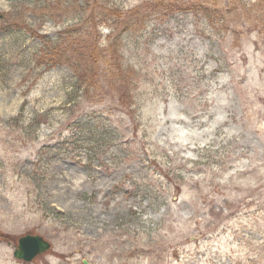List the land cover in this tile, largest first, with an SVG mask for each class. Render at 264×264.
Wrapping results in <instances>:
<instances>
[{
    "label": "rangeland",
    "instance_id": "obj_1",
    "mask_svg": "<svg viewBox=\"0 0 264 264\" xmlns=\"http://www.w3.org/2000/svg\"><path fill=\"white\" fill-rule=\"evenodd\" d=\"M100 2L153 12L117 48L130 81L44 49L78 13L0 0V264H264V0Z\"/></svg>",
    "mask_w": 264,
    "mask_h": 264
},
{
    "label": "trees",
    "instance_id": "obj_2",
    "mask_svg": "<svg viewBox=\"0 0 264 264\" xmlns=\"http://www.w3.org/2000/svg\"><path fill=\"white\" fill-rule=\"evenodd\" d=\"M84 1L87 8L80 6V0H53L57 5L53 9L63 11L66 15L71 10L78 13L79 26L86 28L87 31L75 30L77 26L66 29L63 33H60L56 41L49 43L42 41L44 49L51 53L53 59L73 70L80 82L91 80L95 83L97 78L95 75L87 76L92 72L96 73V69L99 66L106 65L103 60L105 61L107 57L110 58L109 62H107L109 64V73L113 74V77L117 80L130 81L133 73L125 71L120 65L117 48L120 45L121 37L125 33L138 28L153 12H150L149 6H146L126 14L116 8L106 6L100 0ZM184 6H186L187 10L205 16L210 22L211 18L216 14V7L209 8L205 4L192 2ZM167 7L168 9L171 8L169 5ZM142 10L144 11L141 14ZM100 24L111 30L110 38L112 39L110 45L102 50V39L98 35V26ZM40 40L45 39L40 37Z\"/></svg>",
    "mask_w": 264,
    "mask_h": 264
},
{
    "label": "water",
    "instance_id": "obj_3",
    "mask_svg": "<svg viewBox=\"0 0 264 264\" xmlns=\"http://www.w3.org/2000/svg\"><path fill=\"white\" fill-rule=\"evenodd\" d=\"M51 245L38 236H25L18 242V250L14 256L27 263L32 262L36 257L48 252Z\"/></svg>",
    "mask_w": 264,
    "mask_h": 264
}]
</instances>
